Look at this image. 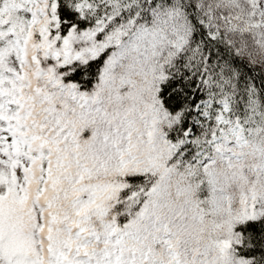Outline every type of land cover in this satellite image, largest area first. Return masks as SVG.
I'll return each instance as SVG.
<instances>
[{
    "label": "snow or ice",
    "instance_id": "6c2138e0",
    "mask_svg": "<svg viewBox=\"0 0 264 264\" xmlns=\"http://www.w3.org/2000/svg\"><path fill=\"white\" fill-rule=\"evenodd\" d=\"M0 264H264V0H0Z\"/></svg>",
    "mask_w": 264,
    "mask_h": 264
}]
</instances>
